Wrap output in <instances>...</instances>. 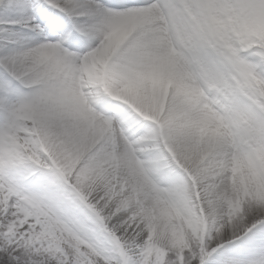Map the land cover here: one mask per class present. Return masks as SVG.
<instances>
[{"label": "snow or ice", "instance_id": "snow-or-ice-1", "mask_svg": "<svg viewBox=\"0 0 264 264\" xmlns=\"http://www.w3.org/2000/svg\"><path fill=\"white\" fill-rule=\"evenodd\" d=\"M0 264H264V0H0Z\"/></svg>", "mask_w": 264, "mask_h": 264}]
</instances>
